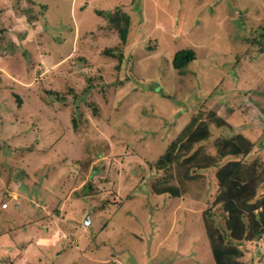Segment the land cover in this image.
Masks as SVG:
<instances>
[{"label": "rangeland", "instance_id": "1", "mask_svg": "<svg viewBox=\"0 0 264 264\" xmlns=\"http://www.w3.org/2000/svg\"><path fill=\"white\" fill-rule=\"evenodd\" d=\"M32 1L0 0V264H215L203 214L224 225L218 167L172 198L150 163L199 111L226 121L198 148L220 166L240 136L264 157V0ZM119 9L125 44L97 13ZM186 48L197 58L178 71ZM239 247L264 264V238Z\"/></svg>", "mask_w": 264, "mask_h": 264}, {"label": "trees", "instance_id": "2", "mask_svg": "<svg viewBox=\"0 0 264 264\" xmlns=\"http://www.w3.org/2000/svg\"><path fill=\"white\" fill-rule=\"evenodd\" d=\"M29 2L33 3L32 0ZM99 15L109 21L111 26L118 31L123 44L128 41L133 23L132 16L121 11L105 13L98 11ZM31 18L30 20H32ZM0 39L6 37V31L0 29ZM264 50V29L260 32L259 40ZM7 50L13 51V44L7 43ZM105 54L117 58L118 69L125 59V55L120 47L105 50ZM197 58L193 49L186 48L177 51L173 57V66L176 70L182 71ZM57 99L59 92L48 91ZM75 95V99L82 95ZM18 105H22V99L15 95ZM89 101V98L87 102ZM94 110L96 108L92 102H88ZM80 113V109L76 108ZM205 114L199 111L194 114L191 122L173 140L166 152L155 164L150 163L158 171L165 175L152 184V191L156 195H169L172 198H182L183 196H193L191 188L205 190L207 178L201 173L209 168L218 167L216 173L217 195L214 201L215 206H220L226 214L224 225L217 224V217L212 209H208L203 214L205 230L210 242L215 264H244L242 259L244 252L239 247L244 241H255L264 238V157L252 155L254 144L244 137H239L238 142L232 141L235 147L234 158L226 164L220 166L217 160L204 154L201 149L202 144L213 139L212 122L218 126L226 124L223 118L217 117V113L212 111L204 118ZM75 129L78 128L79 120L75 116L73 119ZM236 139V137L234 138ZM226 147V148H225ZM224 147V152L228 148ZM93 186L89 184L85 190L92 191ZM198 196V195H197ZM198 196L197 198H200Z\"/></svg>", "mask_w": 264, "mask_h": 264}, {"label": "water", "instance_id": "3", "mask_svg": "<svg viewBox=\"0 0 264 264\" xmlns=\"http://www.w3.org/2000/svg\"><path fill=\"white\" fill-rule=\"evenodd\" d=\"M89 224H90V219L88 218L86 221V225H89Z\"/></svg>", "mask_w": 264, "mask_h": 264}, {"label": "built area", "instance_id": "4", "mask_svg": "<svg viewBox=\"0 0 264 264\" xmlns=\"http://www.w3.org/2000/svg\"><path fill=\"white\" fill-rule=\"evenodd\" d=\"M5 205H6V204H5ZM5 205H4V206H5Z\"/></svg>", "mask_w": 264, "mask_h": 264}]
</instances>
